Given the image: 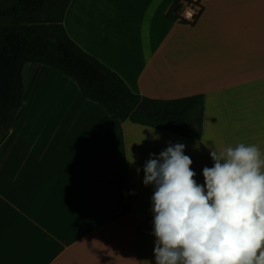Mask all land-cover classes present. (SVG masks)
I'll list each match as a JSON object with an SVG mask.
<instances>
[{
  "label": "crops",
  "instance_id": "crops-1",
  "mask_svg": "<svg viewBox=\"0 0 264 264\" xmlns=\"http://www.w3.org/2000/svg\"><path fill=\"white\" fill-rule=\"evenodd\" d=\"M180 1L71 0L63 27L134 94L201 95V137L113 120L71 79L24 65L22 105L0 136V264H155L150 154L184 144L204 185L212 150L264 152V0H197L193 24Z\"/></svg>",
  "mask_w": 264,
  "mask_h": 264
},
{
  "label": "clouds",
  "instance_id": "clouds-1",
  "mask_svg": "<svg viewBox=\"0 0 264 264\" xmlns=\"http://www.w3.org/2000/svg\"><path fill=\"white\" fill-rule=\"evenodd\" d=\"M184 150L169 143L143 167L154 188L155 264H264V152L245 143L212 150L199 185Z\"/></svg>",
  "mask_w": 264,
  "mask_h": 264
},
{
  "label": "trees",
  "instance_id": "trees-1",
  "mask_svg": "<svg viewBox=\"0 0 264 264\" xmlns=\"http://www.w3.org/2000/svg\"><path fill=\"white\" fill-rule=\"evenodd\" d=\"M0 136L23 102L26 64L49 67L71 79L81 94L113 119L187 139H199L203 97L173 100L141 97L66 34L65 11L71 0H0ZM142 104L144 111L136 108Z\"/></svg>",
  "mask_w": 264,
  "mask_h": 264
},
{
  "label": "built area",
  "instance_id": "built-area-1",
  "mask_svg": "<svg viewBox=\"0 0 264 264\" xmlns=\"http://www.w3.org/2000/svg\"><path fill=\"white\" fill-rule=\"evenodd\" d=\"M200 12L197 0L180 1L178 4V19L185 24H193Z\"/></svg>",
  "mask_w": 264,
  "mask_h": 264
},
{
  "label": "water",
  "instance_id": "water-1",
  "mask_svg": "<svg viewBox=\"0 0 264 264\" xmlns=\"http://www.w3.org/2000/svg\"><path fill=\"white\" fill-rule=\"evenodd\" d=\"M138 111H144V107L142 104H139L136 108Z\"/></svg>",
  "mask_w": 264,
  "mask_h": 264
},
{
  "label": "rangeland",
  "instance_id": "rangeland-1",
  "mask_svg": "<svg viewBox=\"0 0 264 264\" xmlns=\"http://www.w3.org/2000/svg\"><path fill=\"white\" fill-rule=\"evenodd\" d=\"M0 6H3V1L0 3Z\"/></svg>",
  "mask_w": 264,
  "mask_h": 264
}]
</instances>
